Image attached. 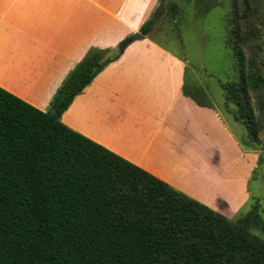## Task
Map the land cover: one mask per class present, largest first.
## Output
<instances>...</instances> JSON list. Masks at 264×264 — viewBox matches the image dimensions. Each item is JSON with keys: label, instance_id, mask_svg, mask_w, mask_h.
Masks as SVG:
<instances>
[{"label": "trees", "instance_id": "obj_1", "mask_svg": "<svg viewBox=\"0 0 264 264\" xmlns=\"http://www.w3.org/2000/svg\"><path fill=\"white\" fill-rule=\"evenodd\" d=\"M158 2L177 29V1ZM230 3L225 30L235 58L215 76L245 139L264 149V74L254 44L263 16L257 0ZM158 18L151 14L139 31ZM126 38L90 48L46 110L0 86V264H264L260 207L230 220L60 120ZM188 73L183 93L210 105ZM262 163L260 156L257 170Z\"/></svg>", "mask_w": 264, "mask_h": 264}, {"label": "crops", "instance_id": "obj_2", "mask_svg": "<svg viewBox=\"0 0 264 264\" xmlns=\"http://www.w3.org/2000/svg\"><path fill=\"white\" fill-rule=\"evenodd\" d=\"M157 5L158 0H0V86L48 109L56 88L89 48H114L138 32ZM182 41L163 15L95 75L60 120L189 193L174 179L198 174L205 165L217 172L220 160L233 153L227 144L235 134L220 85L214 100V84L194 75L209 106L183 94Z\"/></svg>", "mask_w": 264, "mask_h": 264}, {"label": "rangeland", "instance_id": "obj_3", "mask_svg": "<svg viewBox=\"0 0 264 264\" xmlns=\"http://www.w3.org/2000/svg\"><path fill=\"white\" fill-rule=\"evenodd\" d=\"M175 1L179 7L176 23L183 39L184 55L187 56L185 68L186 73L189 72V81L194 80L195 82L194 75L196 74L200 78L205 76L206 82L208 84L213 83V88H217L213 89V93L210 94L214 100H218L221 90L219 89L220 86L218 87L215 74H220L235 58L232 55L230 45L227 43L229 30H225L229 17L230 0ZM257 2L260 4L263 24L259 36L254 38V44L261 46L260 66L261 72L264 74V0H257ZM162 10H154L153 12L159 16L157 23L163 15H167L166 8ZM138 32L140 31L138 30ZM226 112L229 130L236 136L227 144L233 153H227L220 160L219 167L216 169L217 172L205 165L198 174L186 172L174 180L189 189V193L184 192L185 194L188 193L187 195L230 220L235 221L245 215L254 205L260 207V213L264 218V149L257 142L247 141L245 129L241 122L235 120L227 109ZM262 118L264 119V115ZM94 133L95 135L98 134L96 131ZM259 136L264 141V127L259 132ZM255 146L259 147L258 151H255ZM260 156L263 158V163L257 170ZM252 230L257 233L261 232L256 228Z\"/></svg>", "mask_w": 264, "mask_h": 264}, {"label": "water", "instance_id": "obj_4", "mask_svg": "<svg viewBox=\"0 0 264 264\" xmlns=\"http://www.w3.org/2000/svg\"><path fill=\"white\" fill-rule=\"evenodd\" d=\"M162 9H163L162 6L159 4V5L156 6L155 11H158V10L163 11ZM141 36H142V33L141 32H134L132 34H129L127 36L126 40L129 42V41H131V40H133L135 38H139Z\"/></svg>", "mask_w": 264, "mask_h": 264}]
</instances>
